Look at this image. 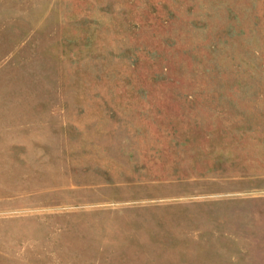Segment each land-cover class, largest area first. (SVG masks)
<instances>
[{"label":"rangeland","instance_id":"374dc122","mask_svg":"<svg viewBox=\"0 0 264 264\" xmlns=\"http://www.w3.org/2000/svg\"><path fill=\"white\" fill-rule=\"evenodd\" d=\"M0 264H264V0H0Z\"/></svg>","mask_w":264,"mask_h":264}]
</instances>
